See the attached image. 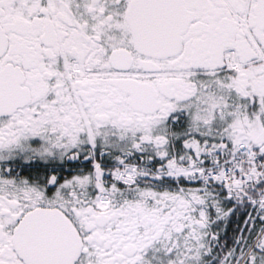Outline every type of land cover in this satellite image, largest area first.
<instances>
[{"label": "snow or ice", "instance_id": "6c2138e0", "mask_svg": "<svg viewBox=\"0 0 264 264\" xmlns=\"http://www.w3.org/2000/svg\"><path fill=\"white\" fill-rule=\"evenodd\" d=\"M0 264H264V0H0Z\"/></svg>", "mask_w": 264, "mask_h": 264}]
</instances>
